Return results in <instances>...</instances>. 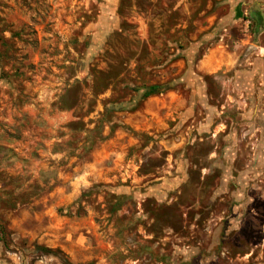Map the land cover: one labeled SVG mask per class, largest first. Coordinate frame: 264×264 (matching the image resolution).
Masks as SVG:
<instances>
[{"label": "rangeland", "instance_id": "374dc122", "mask_svg": "<svg viewBox=\"0 0 264 264\" xmlns=\"http://www.w3.org/2000/svg\"><path fill=\"white\" fill-rule=\"evenodd\" d=\"M0 264H264V0H0Z\"/></svg>", "mask_w": 264, "mask_h": 264}, {"label": "trees", "instance_id": "16d2710c", "mask_svg": "<svg viewBox=\"0 0 264 264\" xmlns=\"http://www.w3.org/2000/svg\"><path fill=\"white\" fill-rule=\"evenodd\" d=\"M171 87L165 84H154L151 86H142L134 88L135 91L139 92V98L146 99L155 94L163 93V91L169 90Z\"/></svg>", "mask_w": 264, "mask_h": 264}, {"label": "crops", "instance_id": "0c3cea01", "mask_svg": "<svg viewBox=\"0 0 264 264\" xmlns=\"http://www.w3.org/2000/svg\"><path fill=\"white\" fill-rule=\"evenodd\" d=\"M206 64H207V63H206ZM206 64H205V61H202V66H205Z\"/></svg>", "mask_w": 264, "mask_h": 264}]
</instances>
